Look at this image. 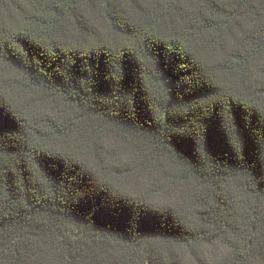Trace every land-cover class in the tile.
I'll return each instance as SVG.
<instances>
[{
    "label": "trees",
    "instance_id": "obj_1",
    "mask_svg": "<svg viewBox=\"0 0 264 264\" xmlns=\"http://www.w3.org/2000/svg\"><path fill=\"white\" fill-rule=\"evenodd\" d=\"M0 264H264V0H0Z\"/></svg>",
    "mask_w": 264,
    "mask_h": 264
}]
</instances>
